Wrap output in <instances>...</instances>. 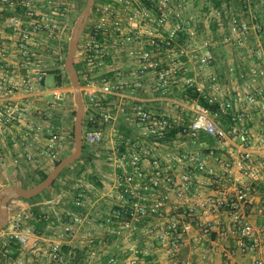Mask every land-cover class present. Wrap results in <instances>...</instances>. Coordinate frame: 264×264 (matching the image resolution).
<instances>
[{
  "label": "built area",
  "instance_id": "built-area-1",
  "mask_svg": "<svg viewBox=\"0 0 264 264\" xmlns=\"http://www.w3.org/2000/svg\"><path fill=\"white\" fill-rule=\"evenodd\" d=\"M101 8L97 10V18L88 30V39L85 43V54L83 58L84 68L86 69L87 81L82 86V93L86 96L87 104L95 111V104H102L103 117L100 128L87 130L84 137L86 143L93 145L104 140L103 126L110 118L122 116L125 113L121 106L122 92L127 87L133 85L124 78L115 80L103 76L97 78L89 71V67L99 66L106 63L105 57L111 56L113 50L125 51L128 56L134 59L139 73H154L160 82L166 81L169 77L170 66L163 61L162 52L169 49L170 41L178 36V32L184 29L186 34L193 35V31L185 28L186 22L182 14L184 0H177L178 7L172 9L170 0H100ZM33 0H0V14L5 9L15 11L17 7L30 8ZM103 15L101 16V14ZM173 13L175 24L169 26V16ZM28 14H32L28 12ZM188 22V21H187ZM231 22H237V17L232 15ZM6 23L15 29H20L24 23L15 13L6 16ZM253 31L260 34L264 31V21L252 24ZM186 29V30H185ZM242 34L249 32L248 22H240ZM28 35L23 32L21 40H26ZM145 40V41H143ZM22 55H28L29 48L25 42L20 41ZM254 53L261 57L264 56L262 48H257ZM28 57V56H27ZM214 59L210 50L206 51L199 59L200 65H207ZM5 57L0 52V161L3 138L8 134L15 123L20 122L26 116L28 109L27 100L20 101L14 95L21 90H32L42 83L46 75L44 69L40 68L37 61L31 63L35 74L26 73L21 76L12 77L7 75ZM255 71V70H253ZM206 81L210 83L212 89L210 94H204L210 103L217 101L218 109L211 111L208 107L201 105L198 101L191 102L192 115L190 120L182 126V132L192 139L199 133H206L216 138L222 144H226L231 137H236L244 147L240 148L238 154V166L242 169L243 175L257 179L258 171L255 167L252 151L248 147L250 141L248 130L244 126L245 114L239 109L240 97L232 96L227 99L221 98V86L215 74H208ZM192 85L190 80H187ZM198 92L202 88L197 85ZM66 89L54 87L50 90L54 99H61L65 95ZM107 95H111L108 102ZM247 104L258 105L259 109L264 110V93L261 91L249 90L244 96ZM227 114L229 126L225 130L218 122L219 115ZM133 116L143 126V134L148 136L152 142L161 141L166 134L175 127L178 119L166 115H156L141 106L133 108ZM57 135L50 134L46 140L47 154L54 156ZM258 143L264 147V135L258 139ZM149 148H143L139 141L114 156L115 166L125 168L122 173L115 175L114 180V199L107 198V193L100 194L103 202L110 203L107 208H102V214L95 227L97 230H107L109 233L121 238L124 235L125 249H119L115 254L109 255V264H179V252L185 245L184 235L197 229L198 234L210 233L213 224L209 220H204L197 216L196 208L201 207L204 212H217L225 210L229 212L231 222L236 226L235 243L243 252H264V241L260 240L253 224L249 222L242 210L246 206V192L243 189L219 188L215 195H210L204 199L189 205L187 210L165 212V199L161 198L158 188L162 180L172 184L173 195L176 199L188 201L187 191L193 187L192 178L189 173H182L180 181L175 182L168 175L166 167L161 160L152 158L150 162L145 160L143 153H147ZM189 162L199 171H206L214 174L212 168H207L205 160L199 152L183 154L179 160ZM219 159V158H218ZM112 162V163H113ZM262 196L260 199L259 211H264V188H261ZM97 200V201H98ZM84 201L89 202L85 199ZM74 200L70 211L75 205ZM84 205L82 201L80 203ZM178 209V207L176 208ZM164 210V211H163ZM90 208L86 207L85 215H88ZM163 217L164 220L156 225L152 234L156 248L138 250L136 243L131 239L132 235L138 231L145 230L144 224L148 219ZM76 221H81L80 217L74 215ZM218 223V222H217ZM40 222L36 225H22L21 220L16 218L12 228L0 240V264H22L24 261L21 256L12 257L8 254L6 246L10 238L17 239L20 245V253L23 250L27 255L33 254L36 257H44L50 264H73L71 261L74 248H78L86 255L90 250L85 246L74 243L71 234L59 233L43 235L44 228ZM73 229V228H72ZM150 231V230H149ZM148 231V232H149ZM223 235L225 231L221 232ZM90 234L89 230L85 232ZM9 237V238H7ZM130 237V239H129ZM94 238H87L84 244H94ZM63 245L69 247L68 252L63 251ZM151 255L147 259L145 256ZM5 258L7 260L5 261ZM37 260V258H35ZM251 264H264V259L258 255L253 258Z\"/></svg>",
  "mask_w": 264,
  "mask_h": 264
},
{
  "label": "rangeland",
  "instance_id": "rangeland-1",
  "mask_svg": "<svg viewBox=\"0 0 264 264\" xmlns=\"http://www.w3.org/2000/svg\"><path fill=\"white\" fill-rule=\"evenodd\" d=\"M169 2L172 9L178 7L176 4L177 0H170ZM85 3L86 0H33V4L30 8L20 7L22 8L21 15H24V18L20 16V19L26 20L20 25V29H15L10 26L19 32L18 39L15 41L17 47L13 45L19 51L18 53L13 52L11 55L9 53L6 54L9 60L13 61V63H9V66H12L11 64H19L21 61L25 62L27 65L37 61L40 64V68L45 70L46 76H51V79H47L45 87H61L66 89V91L61 99H54L49 92L43 94L46 98V100L44 99V104H33V108H31L30 112L26 114V117L23 118L22 126L19 129L13 128L12 132L3 138V145L4 142L8 140L9 145L8 143L7 145L9 148L3 149L2 147L1 149L0 187L10 183L25 187L34 185V181L38 179L40 171L48 173L53 167L54 161H59L63 156L73 150L74 135L72 132L74 115L71 114V111L73 109L75 110L73 93L70 84L55 86V78L50 72L56 70L57 67L63 68L71 27ZM220 3V7H216L213 0H184V4L181 8L183 18L186 21L184 25L185 28H189L194 33L193 35L186 34L184 29L178 32V36L170 41V50L168 52L170 55L166 61L170 66V79L185 75L182 79V82L185 84L184 86L189 85L187 80H190L192 85H199L202 91L206 89L205 92H207V94H210L212 89L210 83L206 81V77L208 74H217L211 71L214 67L212 66L213 63L216 62L215 66L217 65L218 69L221 67L225 68L223 65L227 62L232 64L233 67L236 65V60H233V63L229 60L231 48L236 49L241 54L240 56L244 57V60L242 61L241 59L239 65L242 69L246 84H250L251 80L250 78L249 80L246 78V73L252 71H249V68L255 66L256 63L261 64L264 61V56L259 57L254 53V50L257 48H262L264 51V31L257 34L252 29V24L264 21V0H220ZM101 7V1L96 0L87 20V25L82 30L79 38L74 55L75 63L83 64L85 54L84 46L88 39V30L95 20L100 18H97V10ZM17 8L15 12H18ZM6 12H9V10L5 9L1 12L0 18H6ZM28 12L32 14H28ZM15 15L19 14L15 13ZM102 15L103 13L101 16ZM232 15L237 17V22L234 24L231 22ZM169 19L170 21L168 24L172 27V25L175 24L173 13H171ZM242 20L248 22L250 33L242 34L240 31V22ZM23 32H26L28 35L26 40H21ZM38 33L39 35H37ZM255 36L258 39L253 38ZM248 37L251 38H249V40L254 45L251 51L246 48ZM20 41L27 44L29 48L28 55H22ZM5 49V43H3L0 38L1 54L4 55ZM208 50L212 52L214 59L207 65H200V57ZM110 54L120 55V64L124 65V71L111 70L110 67H104L105 64L94 67L90 66L88 68L89 71L95 76H106L113 80L123 77H125L124 79H130L133 66H135V71L138 72L136 62L133 58L128 56L125 51L113 50ZM9 66H4V69L11 70L12 68ZM106 70L110 73L107 74ZM198 70L202 71L201 80L203 84L197 82V79L194 77L196 76L198 78L199 75H196L200 73ZM85 71L86 69L84 68V73H82L83 78H87ZM179 71H182L183 74L179 75ZM13 74L19 75L15 72ZM138 74L142 75L143 73L138 72ZM257 74L258 77L264 76H261L260 72ZM237 76V73H234L232 80H237ZM254 76L255 75H253V77ZM139 78L141 79L143 77ZM217 78L224 80L225 76L219 74ZM128 82L132 84L130 81ZM205 83H208L209 86H207L208 84L205 85ZM242 85L244 86V84ZM245 87L247 88V86ZM127 89L129 92H133L134 90L132 87H127ZM226 91L227 88L221 87L220 96L222 99L226 94L232 95L234 92L231 90L229 93H226ZM82 95L85 102H87L86 96H84L83 93ZM227 98L229 97L226 96L224 99ZM122 107L125 113L122 116L110 118L106 125L103 126L104 140L98 144L91 145L94 154H101L97 156L99 157L98 159L94 160L97 169L96 173L86 164L83 178L80 180L76 178L75 175L81 161L74 162L68 166L63 175L58 177L54 188L52 186L51 189L45 190L31 200L22 198L10 200L8 202L9 219L0 231V240L5 238L4 236L8 234L16 218L21 220L22 225H29L28 222L33 220L35 212L38 211L43 217V219L37 223L43 222L42 225L44 228L40 229L43 231V235L41 236L64 232L67 233V235H72L71 237L74 238L75 244L85 246V249L90 250V254L82 260L81 264H107L101 260V256L110 254V252L106 250L107 247L105 244H109L113 247L118 246L120 248L121 244L125 245L123 234L121 238H117L107 230L100 231L95 227V224L103 213L101 211L102 208L105 209L110 205V203H108L109 199L107 202L98 200L100 194L107 193V198L111 200L114 199L113 186L115 175L128 169L127 167L122 168L115 166V160L113 162V158L121 152L118 147L122 146L123 150L129 149L136 141H139L143 148H149L147 153H143L145 160L148 162H150L152 158L161 160L163 156L158 154L156 150L150 149L149 144L152 141L148 136L142 134V127H139L140 131H138V128L135 126L136 117L131 113L133 108L126 109V106ZM225 121L226 120L222 118V114L219 115L218 122L221 126L225 125ZM120 124L123 126L122 129L119 128ZM123 130H127V132L125 133ZM139 133L141 135H139ZM50 134L57 135V141L54 144V156L47 154L48 145L46 144V140ZM187 136L184 137L183 135L182 139H186V143L190 146L192 145L190 148H187L189 150L193 148V143L187 139ZM188 153L189 152L186 154ZM105 155L107 156L104 157ZM176 155H179V153ZM92 179H98L102 184V188L99 189L100 187L93 185L91 182ZM71 188H75L76 190L71 192ZM77 196H82L84 202L82 206H88L90 211L88 215H85L86 209L82 213L79 212L75 214V216L81 218L79 222L72 217L68 221H65L63 216L68 214L74 200L78 198ZM85 199L89 200V202L84 201ZM69 203L70 207L66 209L65 207ZM104 205L107 206L103 207ZM87 230L90 232L89 235H85ZM152 234V231L145 232V230H143L132 235L131 239H133L136 244H139V246L141 245L140 247L143 245V250L152 249V252H154L157 246L151 242L153 241ZM87 238H94L95 244L88 246L84 244ZM143 242H145V244H143ZM118 247L117 250L119 249ZM116 251H113V253ZM18 256L22 257L24 261L22 264H50L44 257L40 255L36 257L33 254L27 255L23 250L21 253L19 251ZM0 257H2L1 254ZM35 258H37V260ZM6 260L7 258H5V261Z\"/></svg>",
  "mask_w": 264,
  "mask_h": 264
},
{
  "label": "crops",
  "instance_id": "crops-1",
  "mask_svg": "<svg viewBox=\"0 0 264 264\" xmlns=\"http://www.w3.org/2000/svg\"><path fill=\"white\" fill-rule=\"evenodd\" d=\"M17 9L18 12L9 11L5 14L9 16L11 13H18L19 15L17 16H22V8L19 7ZM22 17L24 18V15ZM18 34L19 32L6 24L5 17L0 18V38L2 39V42L5 43L6 47V51L4 52L5 66H9V63L11 62L13 63L12 60H9V57L6 56V54L9 53L11 55L13 52L18 53L19 51L14 47H17L15 41L18 39ZM37 35H39V33ZM249 38L250 37L247 39L248 41L246 40V48L247 50L251 51L254 45L252 42H250ZM253 38L258 39L256 36ZM169 50L170 49H167L161 54L164 62L167 61V58L170 55L168 53ZM230 55L231 56L229 60L231 62L233 60L237 61L234 67L232 64H229V62L226 63L225 61L226 64L223 65L225 68L221 67L218 69L217 65L215 66L216 62H214L212 65L214 67L211 71L217 73L218 75L220 74L225 76L224 80L219 78L217 79L222 88H227L226 93H229L231 90L234 91L232 95L226 94L227 97H240L241 104L239 105V109L245 114L244 126L248 130L250 138L248 147L252 151L255 162L254 164L258 171L257 179L244 176L242 169L238 166L237 159L239 150L244 146L240 144L236 137H231L226 144H222L212 136H210L209 141L203 139L202 136L208 135L206 133L201 132L195 139H192L191 137L187 136V134L182 132V126H184L190 120L191 115L193 114L190 107L191 102L194 101L183 98L185 96V84L182 82V79L185 77V75L171 79L168 77L166 81L160 82L156 79L154 73L151 72L139 75L138 72L135 71V66H133V71L130 73L132 74L131 78L126 80L130 81L132 83L131 85H133L135 82H139V85H134V87H132L134 89L133 92H129L128 89L125 88L121 93L123 96L120 104L124 107L126 106V109L134 108L135 106H143V109L149 110L153 114H163L171 118L178 119V123L174 127L176 129L174 137L169 140L158 141L157 143L150 142L149 144L151 150H156L158 154L163 156L161 157V162L164 167L168 166V168L166 167L167 173L170 175V177L172 176L175 182L180 181L179 177L183 171V173H189L191 176H193V187L187 191V202L176 199L172 191L173 185L162 180V184L158 188V193L161 198L165 199V212L187 210L189 205H192L207 196L215 195V191L219 188L243 189L246 192V206L242 210V213L245 215L246 219L253 224L260 240L264 241V211H259L260 199L262 196L261 188H264V147L258 143V139L264 135V110L259 109L258 105L247 104L244 97L249 90H259L264 93V61L261 64L256 63L255 66H251V68H249V71H255L246 73V78H248V80L249 78L251 79L250 84H246L242 69L239 65L241 59L242 61L244 60V57L240 56L241 54L234 48H231ZM11 65L12 66H9L12 68L11 70H5L9 76L16 77L26 73L31 75L35 74L31 64L27 65L25 62L21 61L19 64ZM81 65L83 66V64ZM104 67H110L111 70L115 71H124L125 69L124 65L120 64L119 54H112L110 60L105 63ZM106 71L107 74L110 73L108 70ZM14 72L19 75H14ZM199 72V74H196L199 75L198 78L196 76L194 77L197 79H195L197 82L202 83V71ZM233 72L237 73L238 75L237 80L235 81L232 80V76L234 75ZM259 72L263 77H258L257 73ZM180 74H183V72L179 71V75ZM253 75L255 76L253 77ZM50 77L51 76L47 77L45 75L42 83L36 86L34 89L21 90L14 95V98L20 101L27 100L28 109L26 110V113L30 112V109L33 108V104H44V99L46 100V98L43 94L46 92L51 93L50 90L54 88L45 87L47 79ZM139 77H143L141 78L142 80ZM207 84L205 83V85ZM242 84H244V86ZM207 86H209V84ZM245 86H247V88ZM205 91L203 89V91L199 93L207 94ZM226 96L223 97V99L226 98ZM107 99L109 102L111 100V95H107ZM131 113L133 115V110ZM222 118L226 120L225 125H222V127L227 130L229 121L223 117V114ZM23 120L15 123V125L11 127L8 134L12 132L13 128L19 129L23 124ZM121 125L122 124L119 126L120 129L123 128ZM135 126L138 128V131H140L141 127L143 128L137 119L135 121ZM123 131L125 133L127 132V130ZM139 135L141 134L139 133ZM183 135L184 137L187 136V139L193 143V148L189 150L187 149L192 145L190 146L188 143H186V139H182ZM7 143L9 145L8 140L4 142V145L2 146L3 149L9 148ZM194 151H197L201 154L202 158L205 160L207 168H212L214 170V174H209L206 171H199L194 166L189 165V162L183 159L179 160V156L186 154L187 152L190 154ZM177 153H179V155H176ZM177 207L178 209H176ZM196 213L198 217L204 220H209L213 224V227L208 234H198L195 227L194 231L187 232L184 235L185 245L178 254L180 260L179 264H251L253 258L258 255L264 259V252H259V254L255 252H243L238 247H236V235L234 232L236 226L230 221L231 218L228 211L220 210L217 212H204L201 207L197 206ZM162 220H164L163 217H154L148 219L144 223L147 226V228H144L145 232H148L149 230L154 232L156 225L160 224ZM222 231H225L226 234L223 235L221 233ZM151 242L155 244L154 241ZM105 245L107 247L106 250L110 252V254L113 253V251H116L118 247H113L109 244ZM120 246L124 247V244H121ZM101 257V260L104 262L106 256L104 255ZM145 257L147 259L152 258L151 255H146Z\"/></svg>",
  "mask_w": 264,
  "mask_h": 264
},
{
  "label": "trees",
  "instance_id": "trees-1",
  "mask_svg": "<svg viewBox=\"0 0 264 264\" xmlns=\"http://www.w3.org/2000/svg\"><path fill=\"white\" fill-rule=\"evenodd\" d=\"M214 1V5L216 7H220V0H213ZM105 60L108 61L110 60V56H107L105 57ZM60 63V61H59ZM74 65H75V68L77 70V73H78V77H79V82H80V85L83 86L86 81H87V78H83L82 76V73H84V68L83 66L80 64V63H75L74 62ZM50 74H52L55 78V86H63V85H67L69 84V81L67 79V76H66V73L63 71V68L62 67H57L56 70H54L53 72L51 71ZM97 78H101L102 76H96ZM184 97L185 99H191V100H196L198 101L201 105L205 106V107H208L211 111H215L216 109H218L219 107V103L217 101H214L212 103H210L207 99V97L203 94V93H199L198 90L196 89V86L194 85H186L184 87ZM84 99V97H83ZM84 103H85V112H84V115H83V122H82V135L84 136L86 131L87 130H90L92 128H100L102 127L101 125V119L103 117V108H102V104L100 103H96L94 106H95V111H92L91 110V107H88L87 106V102H85V99H84ZM71 114L72 115H75V110L73 109L71 111ZM223 117H225L226 119H228V115L227 114H223ZM175 132H176V129L175 128H172L167 134L166 136L162 139L163 140H169L171 139L172 137H174L175 135ZM73 133V132H72ZM203 139L209 141L210 140V135H204L202 136ZM119 150H123V147H118ZM101 154H94V152L92 151V147L90 144L86 143L85 140H84V137H83V145H82V152H81V155L78 159H76L74 162H79L81 161V164L79 166V169L78 171L76 172V178L78 179H82L83 178V173L85 172V165L88 164L92 171L94 173H96V165H95V162L94 160L95 159H98L99 156ZM107 155H105L104 157H106ZM83 158V159H82ZM58 162V160L54 161L53 163V166L56 165V163ZM72 162V163H74ZM72 163L68 164L66 167L63 168V170L58 174V176L56 177V179L54 180L53 182V188L55 187V183H56V180L58 179V177H60L61 175H63V173L65 172V170L68 168L69 165H71ZM47 172H44V171H40L39 172V177L37 180H35L34 182L37 183L38 181L42 180L43 178H45ZM91 182L93 183V185H95L96 187H100L99 189H101V182L98 180V179H92ZM71 192H74L76 189L75 188H71L70 189ZM45 190H43L42 192H44ZM42 192H40L39 194H41ZM39 194H37L36 196L34 197H37ZM34 197H31V198H26V200H31L33 199ZM78 198L76 199V202H75V205L74 207L72 208V211L71 213L69 214H66L64 215L63 219L65 221H68L71 217L73 218V216L79 212H84L85 209H86V206H82L80 203L83 201V198L82 196H77ZM22 199H25V198H22ZM70 207V203L67 204V206L65 207L66 209ZM43 217L41 214L38 213V211L35 212V215H34V218L33 220H31L29 223V225H36L40 220H42ZM140 232V231H138ZM113 235V234H112ZM143 244H145V242H143ZM141 246V245H140ZM139 244H136V247L138 250H143L144 246L142 245V247H140ZM122 247V246H121ZM6 249L8 250V254L12 257H15L16 255L19 254V251H20V245L17 241L16 238L12 237L9 239L8 241V244L6 246ZM63 251L65 252H68L69 250V247L66 246V245H63ZM122 250L125 249V247H122L121 248ZM116 252H114L113 254H115ZM111 255V254H109ZM109 255H105V260L104 262L109 264L108 263V258H109ZM87 255L81 251L80 249L78 248H74L73 249V253H72V258H71V261L73 264H81L82 263V260L86 257Z\"/></svg>",
  "mask_w": 264,
  "mask_h": 264
},
{
  "label": "water",
  "instance_id": "water-1",
  "mask_svg": "<svg viewBox=\"0 0 264 264\" xmlns=\"http://www.w3.org/2000/svg\"><path fill=\"white\" fill-rule=\"evenodd\" d=\"M95 0H86L83 9L75 19L67 42V50L64 56L63 68L66 73L70 88L73 93L75 104V115L73 122L74 144L73 150L63 156L46 174L45 178L38 181L30 187L10 183L0 187V231L6 225L9 219L8 202L15 198H31L42 192L51 189L53 182L58 174L68 164L78 159L82 152L83 135L82 122L85 112V103L82 95V87L79 82L77 70L74 65V55L77 49L78 41L91 13V8Z\"/></svg>",
  "mask_w": 264,
  "mask_h": 264
},
{
  "label": "flooded vegetation",
  "instance_id": "flooded-vegetation-1",
  "mask_svg": "<svg viewBox=\"0 0 264 264\" xmlns=\"http://www.w3.org/2000/svg\"><path fill=\"white\" fill-rule=\"evenodd\" d=\"M95 2H96V0H95ZM94 4H95V3H94ZM91 9H93V6H92V8H91ZM86 25H87V23H86ZM86 25H85V26H86Z\"/></svg>",
  "mask_w": 264,
  "mask_h": 264
}]
</instances>
